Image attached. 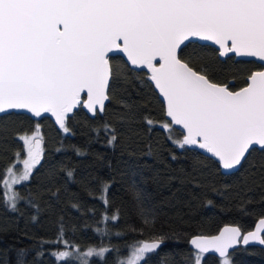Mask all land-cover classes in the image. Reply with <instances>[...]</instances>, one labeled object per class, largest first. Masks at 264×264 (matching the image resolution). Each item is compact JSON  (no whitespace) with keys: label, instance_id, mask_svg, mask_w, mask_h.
<instances>
[{"label":"snow or ice","instance_id":"obj_1","mask_svg":"<svg viewBox=\"0 0 264 264\" xmlns=\"http://www.w3.org/2000/svg\"><path fill=\"white\" fill-rule=\"evenodd\" d=\"M200 42L218 46L213 51L219 58H254L242 62H256L259 70L251 71L238 90L234 81L218 82L208 71ZM119 54L141 83L146 75V82L163 98L167 119L159 127L174 144L203 150L233 175L246 165L255 167L249 165L252 153H264V0H0V121L21 112L37 118L31 133L15 134L23 155L15 151L14 163L0 174L6 209L18 211L26 199L18 186H26L43 167L39 119L50 114L68 134L76 109L83 107L93 116L103 113L122 74L111 62ZM145 122L155 126L151 118L145 117ZM174 126H179L182 138L171 135ZM101 132L110 146L118 139L108 124L96 130L98 136ZM73 150L85 155L79 148ZM61 171L73 179V170ZM258 172L264 177V161ZM110 187L99 184L105 205ZM58 193L51 195L58 198ZM129 194L142 204L135 185L129 186ZM141 215L145 224L153 223L142 209ZM118 219L102 217L105 227L96 229L101 240L110 235L108 221ZM44 243L63 245V250L50 253L56 264H93V258L107 264V254L120 253L103 245L79 249L65 238L63 223L55 239ZM162 243L160 238L127 245L129 255L116 264H148ZM241 243L264 245V218L246 234L238 226H226L218 235L193 237L192 262L204 264L212 253L220 264H232L230 250Z\"/></svg>","mask_w":264,"mask_h":264},{"label":"trees","instance_id":"obj_2","mask_svg":"<svg viewBox=\"0 0 264 264\" xmlns=\"http://www.w3.org/2000/svg\"><path fill=\"white\" fill-rule=\"evenodd\" d=\"M200 45L210 75L218 82L234 81L235 89L258 68L256 62H242L254 59L219 58L215 47ZM111 62L122 74L115 79L114 95L103 113L97 111L93 116L83 107L76 109L68 134L48 114L39 119L44 136L43 167L26 186H18L26 198L18 211L6 209L0 195V264H56L50 253L63 245L44 241L55 239L61 223L65 238L81 250L101 245L119 249V255H106L107 264L126 259L130 252L127 245L160 238L163 243L150 254L148 264H193L188 243L191 235L214 233L225 223L246 231L264 216V177L258 172L264 153H252L249 165L255 167L246 165L233 175L220 169L202 150L179 148L159 127L167 119L165 107L154 86L146 82V75L141 83L120 55L113 56ZM145 117L155 126L150 128ZM36 122L37 118L26 112L0 121V174L14 163L15 151L23 155L22 142L15 134L31 133ZM105 124L115 129L118 138L111 146L102 132L96 134ZM171 135L182 138L183 133L174 126ZM74 147L85 155L77 156ZM61 169L73 170V179H67ZM53 171L54 177L50 176ZM101 182L111 185L107 205L99 199ZM130 185L142 193V204L130 197ZM57 189L58 198L51 195ZM141 209L153 223H144ZM113 215L119 219L108 221L110 235L101 240L96 229L105 227L102 217ZM21 251L22 257L18 255ZM230 259L232 264H264V246L240 244L230 251ZM93 264L104 261L93 258ZM204 264L220 262L209 253Z\"/></svg>","mask_w":264,"mask_h":264},{"label":"water","instance_id":"obj_3","mask_svg":"<svg viewBox=\"0 0 264 264\" xmlns=\"http://www.w3.org/2000/svg\"><path fill=\"white\" fill-rule=\"evenodd\" d=\"M201 43H205V42H201ZM207 44H209V45H211V46H213V47H218V46H214V45H212L211 44V42H207ZM110 55H112V54H110ZM120 56H122L123 57V59L126 61V57H124L123 56V54H119ZM236 59H249V58H238V57H235ZM251 59H254V58H251ZM255 70H259L258 68L257 69H255ZM255 70H253V71H255ZM246 85V83L244 84V85H242L241 87H243V86H245ZM240 87H238V88H236V90H238ZM157 92H158V90H156ZM158 95H159V93H158ZM160 97V96H159ZM161 98V100H162V102H163V98L162 97H160ZM164 104V103H163ZM164 107H165V105H164ZM85 111L87 112V113H89L88 111H87V109H85ZM29 114V113H28ZM89 114H91V113H89ZM29 115H31V114H29ZM49 115V117L52 119V121L55 123V119H54V117H51L50 116V114H48ZM56 124V123H55ZM57 125V124H56ZM58 126V125H57ZM176 128H178L179 129V126H175ZM180 130V129H179ZM181 131V130H180ZM203 151V150H202ZM204 152V151H203ZM207 154V153H206ZM208 155H210V154H208ZM261 218H264V216H260L259 218H257L256 219V221L254 222V224H253V226H252V228H250V229H248V230H246V231H242L241 230V232H242V234H246L247 232H249V231H254L255 230V226H256V224L258 223V221L261 219ZM226 226H238L237 224H234V223H225V224H223V225H221L220 226V228L216 231V232H214V233H211V234H194V235H191L190 237H189V240H188V243H189V246L193 249V247L191 246V244H190V240L193 238V237H195V236H197V235H203V236H214V235H218L219 234V232L224 228V227H226ZM239 227V226H238ZM241 229V228H240ZM147 241H153V240H147ZM250 244H253V245H258V246H264V245H259L258 243H250ZM240 245V244H239ZM241 245H243L242 243H241ZM238 246V245H237ZM236 246V247H237ZM231 251V250H230ZM210 254H212V253H210ZM214 255H216V254H214ZM217 256V255H216Z\"/></svg>","mask_w":264,"mask_h":264},{"label":"rangeland","instance_id":"obj_4","mask_svg":"<svg viewBox=\"0 0 264 264\" xmlns=\"http://www.w3.org/2000/svg\"><path fill=\"white\" fill-rule=\"evenodd\" d=\"M61 250H63V249H61ZM60 251V250H59Z\"/></svg>","mask_w":264,"mask_h":264}]
</instances>
